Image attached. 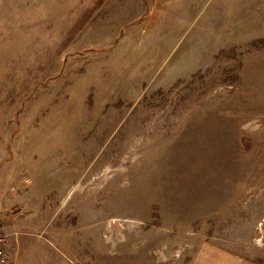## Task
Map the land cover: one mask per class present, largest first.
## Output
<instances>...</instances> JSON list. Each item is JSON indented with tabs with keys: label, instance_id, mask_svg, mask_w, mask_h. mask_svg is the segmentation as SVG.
Returning a JSON list of instances; mask_svg holds the SVG:
<instances>
[{
	"label": "rangeland",
	"instance_id": "1",
	"mask_svg": "<svg viewBox=\"0 0 264 264\" xmlns=\"http://www.w3.org/2000/svg\"><path fill=\"white\" fill-rule=\"evenodd\" d=\"M5 208L51 264H264V0H0Z\"/></svg>",
	"mask_w": 264,
	"mask_h": 264
},
{
	"label": "crops",
	"instance_id": "2",
	"mask_svg": "<svg viewBox=\"0 0 264 264\" xmlns=\"http://www.w3.org/2000/svg\"><path fill=\"white\" fill-rule=\"evenodd\" d=\"M8 208H5V212L3 214V229H6V231L9 234V242H10V249L8 252V258H7V264H51L50 262L52 260H45V262L42 259L35 258V252L32 255V258H25L23 257L27 253L28 246H25V248H22V243L24 245L28 244V241L23 242V237H19L17 235L13 236L12 231L17 230V225L15 222H17L19 218L20 213H7ZM7 222L8 225H5L4 223ZM13 228V229H11ZM15 232V231H14ZM21 235V234H20ZM130 240L136 241L137 239L131 238ZM34 244L32 242L29 245ZM11 250V251H10ZM23 250V251H22ZM47 250H50V248H47ZM191 254L192 259L190 260L189 264H245L244 262H241L242 259L244 260L246 257L241 256L240 254H235L228 248H223L220 246V244L216 243H202L197 245V247L193 250ZM23 254V255H22ZM49 254V252H47ZM23 257V258H22ZM163 257V255H162ZM167 257V256H165ZM178 260L179 264L182 263V255L176 259ZM66 262L61 261H54L52 264H65ZM186 263V262H185ZM249 264V263H248Z\"/></svg>",
	"mask_w": 264,
	"mask_h": 264
},
{
	"label": "built area",
	"instance_id": "3",
	"mask_svg": "<svg viewBox=\"0 0 264 264\" xmlns=\"http://www.w3.org/2000/svg\"><path fill=\"white\" fill-rule=\"evenodd\" d=\"M2 218H0L1 221ZM9 234H0V264H6L10 249Z\"/></svg>",
	"mask_w": 264,
	"mask_h": 264
}]
</instances>
